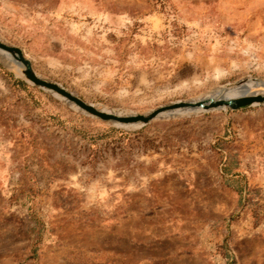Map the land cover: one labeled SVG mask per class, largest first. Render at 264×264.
Returning a JSON list of instances; mask_svg holds the SVG:
<instances>
[{
    "label": "rangeland",
    "instance_id": "obj_1",
    "mask_svg": "<svg viewBox=\"0 0 264 264\" xmlns=\"http://www.w3.org/2000/svg\"><path fill=\"white\" fill-rule=\"evenodd\" d=\"M0 39L120 114L264 79V0H0ZM163 116L0 55V264H264V103Z\"/></svg>",
    "mask_w": 264,
    "mask_h": 264
},
{
    "label": "water",
    "instance_id": "obj_2",
    "mask_svg": "<svg viewBox=\"0 0 264 264\" xmlns=\"http://www.w3.org/2000/svg\"><path fill=\"white\" fill-rule=\"evenodd\" d=\"M0 49L13 56L15 61L22 68L21 74L25 80L61 96L69 104L76 106L88 115L97 117L103 121L111 122L115 125L123 126L126 124H137L139 127H143L152 120L160 118L162 113L178 108H187L199 111H209L220 108L235 110L244 106L264 103V92L250 90L247 86H245L246 80L249 79L247 78L236 83L226 85V87H232V89H235V92L232 95L220 94L200 99L172 102L159 106L147 113L117 114L114 112H106L97 108L94 104L86 102L59 83L40 77L34 71L30 60L24 55L20 47L0 39ZM253 80L256 81L258 78H253Z\"/></svg>",
    "mask_w": 264,
    "mask_h": 264
},
{
    "label": "bare ground",
    "instance_id": "obj_3",
    "mask_svg": "<svg viewBox=\"0 0 264 264\" xmlns=\"http://www.w3.org/2000/svg\"><path fill=\"white\" fill-rule=\"evenodd\" d=\"M0 52H2V53H0V55H1V58L3 59V61L5 62V64H7L9 67H12V68L16 69L17 72L21 74L22 68L18 65V63L13 58V56L10 53H8L6 51H3L1 49H0ZM20 68H21V70H20ZM245 84H246L245 86H247L250 90L252 88H254V87L264 88V79H258L256 81H254L253 78H249V79L246 80ZM234 92H235V89H232V87L229 88V87L224 86L222 88H219L217 91H215L213 93V95H211V96H217V95H220V94L232 95ZM197 111H199V110H191V109H187V108H178V109H174V110H171V111L164 112V113L161 114L160 117H164L163 115L171 114V113L172 114H178V115H188V114H191V113H195ZM117 114H119V113H117ZM123 126H138V125L137 124H126V125H123Z\"/></svg>",
    "mask_w": 264,
    "mask_h": 264
},
{
    "label": "trees",
    "instance_id": "obj_4",
    "mask_svg": "<svg viewBox=\"0 0 264 264\" xmlns=\"http://www.w3.org/2000/svg\"><path fill=\"white\" fill-rule=\"evenodd\" d=\"M18 81V83H20V84H22V85H24L25 83L23 82V81H21V80H17ZM226 175H230L229 174V172H224Z\"/></svg>",
    "mask_w": 264,
    "mask_h": 264
}]
</instances>
